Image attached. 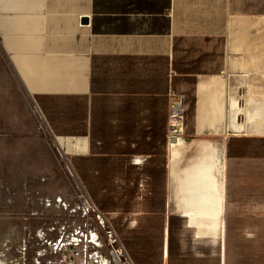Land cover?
<instances>
[{
    "label": "crops",
    "instance_id": "1",
    "mask_svg": "<svg viewBox=\"0 0 264 264\" xmlns=\"http://www.w3.org/2000/svg\"><path fill=\"white\" fill-rule=\"evenodd\" d=\"M247 141L263 163L264 0H0V207L59 154L134 264H227L225 223H264V167L227 179Z\"/></svg>",
    "mask_w": 264,
    "mask_h": 264
},
{
    "label": "rangeland",
    "instance_id": "2",
    "mask_svg": "<svg viewBox=\"0 0 264 264\" xmlns=\"http://www.w3.org/2000/svg\"><path fill=\"white\" fill-rule=\"evenodd\" d=\"M240 149V157L230 160L227 179L248 186L264 160L253 159V141ZM8 178L2 175L1 193L13 205L0 207V264H117L108 226L62 155L51 154L48 173L34 175L25 196L9 190L14 184ZM224 229L227 264H264V223L226 222ZM221 243H209V264H219Z\"/></svg>",
    "mask_w": 264,
    "mask_h": 264
},
{
    "label": "built area",
    "instance_id": "3",
    "mask_svg": "<svg viewBox=\"0 0 264 264\" xmlns=\"http://www.w3.org/2000/svg\"><path fill=\"white\" fill-rule=\"evenodd\" d=\"M170 104H171V115H172V117L175 120L180 121L184 116V106H183L182 97L175 95V94H171ZM96 211L98 212L99 217L102 220V224L108 226V231H107L108 235L107 236L110 239L111 244H113V243H115V245L117 244V247L115 248V250L118 252L116 254L117 257L115 256V254H113V257H114V260L116 261V263L117 264L118 263L119 264H134L133 260L131 259L130 255L128 254L124 244L121 242L120 238L118 237V234H117L116 230L114 229V227L112 226L108 217L105 214H103L102 212H100L97 208H96Z\"/></svg>",
    "mask_w": 264,
    "mask_h": 264
},
{
    "label": "bare ground",
    "instance_id": "4",
    "mask_svg": "<svg viewBox=\"0 0 264 264\" xmlns=\"http://www.w3.org/2000/svg\"><path fill=\"white\" fill-rule=\"evenodd\" d=\"M196 164H197V163H196ZM198 165H199V164H198ZM200 165H201V164H200ZM194 166H195V165H194ZM196 166H197V165H196ZM196 166H195V168H196ZM205 168L207 169V167H205ZM208 168H209V166H208ZM198 169H199L198 171H199L200 173H201V170L204 171V169H203L202 167H201V168H198ZM200 169H201V170H200ZM195 170L197 171V169H195ZM195 170H194V171H195ZM203 171H202V174L199 173L200 175H198V173L196 172L195 175H196V176L198 175L199 177H200L201 175L204 176V174H203L204 172H203ZM205 173H206V172H205ZM207 176H208V175H206V177H207ZM209 177H210V176H209ZM209 177L206 178L205 181L210 180ZM210 178L212 179V177H210ZM192 179H193V178H192ZM200 179H201V180H204V177H202V178H200ZM207 179H208V180H207ZM198 180H199V179H198ZM198 180H195V182L197 181L196 183L193 182V183H194V186H196V185H201V184L206 186V182H205V181H202V182H201V180H200V182H199ZM212 180H213V179H212ZM212 180H211V181H212ZM208 182H209V181H208ZM212 184H213V182L211 183V185H212ZM214 184H215V183H214ZM214 184H213V185H214ZM213 185H212V186H213ZM190 190H191V189H190ZM196 190H197V189H196ZM196 190H194V191H195L196 193L200 194V195L203 193V192L201 193L200 190H199L200 193H199V191H196ZM204 190H205V188H204ZM202 191H203V190H202ZM190 192H191V191H190ZM206 193H208V191H207ZM204 194H205V193H204ZM204 194H202V195H204ZM197 196H198V195H197ZM206 196H207V194H206ZM206 196H205V197H206ZM183 198H184V196H183ZM185 198H186V197H185ZM188 198H189V196H188ZM200 198H201V197H200ZM202 199H203V198H202ZM207 199H208V197H207ZM209 199H210V197H209ZM198 200H199V199H198ZM199 201L202 203V201L204 202V199H203V200L200 199ZM206 201H208V200H206ZM206 201H205V203H204L205 205H206V203H207ZM184 202H185V201H184ZM194 203H195V202H193V204H194ZM210 203H211V201H210ZM185 204H186V203H185ZM185 204H184L183 208H184V211H186L185 213H187V214H191V213H192V214H195V215H196V214H199V215H203V216H213V214H211L212 211H214V210H211L212 207L210 208L209 206H208V207L203 206V205H204L203 203H202V204H203V205H202L203 207H202L201 205H200L201 207H200V206L198 207V206H195V204H194V206H192L193 208H192L191 206H188L187 204H186V205H185ZM207 204L209 205V203H207ZM190 205H191V204H190ZM210 206H211V205H210ZM212 209H213V208H212ZM216 211H218V209L215 210V212H216ZM213 213H214V212H213ZM192 214H191V215H192ZM214 214H217V212L214 213ZM189 216H190V215H189ZM193 216H194V215H193ZM191 218H193V217L191 216ZM112 253L115 254V256L117 257L116 254H117L118 252H117L115 249L112 251ZM118 264H119V263H118Z\"/></svg>",
    "mask_w": 264,
    "mask_h": 264
}]
</instances>
